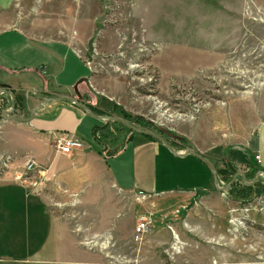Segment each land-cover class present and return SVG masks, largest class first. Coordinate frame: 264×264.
<instances>
[{
  "label": "rangeland",
  "instance_id": "obj_1",
  "mask_svg": "<svg viewBox=\"0 0 264 264\" xmlns=\"http://www.w3.org/2000/svg\"><path fill=\"white\" fill-rule=\"evenodd\" d=\"M16 7L12 17L29 33L73 41L92 65L106 115L140 118L174 141L179 122L206 106L232 103L244 115L243 101L264 107V0H16ZM106 133L116 143L127 135L116 123ZM10 161L0 159V177H11ZM229 183L219 178L220 186ZM243 186L194 197L50 196L52 210L82 234L76 244L103 264H264V183ZM154 201L174 209H155ZM186 204L187 219L176 207ZM142 216L151 224L140 238ZM166 230L173 235H154Z\"/></svg>",
  "mask_w": 264,
  "mask_h": 264
},
{
  "label": "crops",
  "instance_id": "obj_2",
  "mask_svg": "<svg viewBox=\"0 0 264 264\" xmlns=\"http://www.w3.org/2000/svg\"><path fill=\"white\" fill-rule=\"evenodd\" d=\"M19 14L16 0H0V97L12 105L11 91L24 93L27 109L13 112L19 117H29L32 109L39 108L28 122L0 119V159H14L9 162L11 177H0V264H103L92 251L76 244L74 235L82 234L52 210L51 192L65 191L71 196L84 193L83 197L91 193L109 195L114 190L149 197L218 192L213 170L205 161L191 153L178 154L189 148L207 157L215 167L227 159L244 167L240 170L244 173L248 166L264 168V107L253 105L251 99H239L246 103V115L231 103L206 106L194 118L180 121L175 134L171 133L178 145L174 151L156 137L136 131L127 132L116 143L114 138L107 139L109 126L97 131L98 136L105 133L106 141L99 142L94 128L109 120L96 118L60 98L75 96L74 86L85 76L100 92L92 77V65L72 40L29 33L17 17H12ZM83 85L78 87L88 102ZM43 99H47L45 105ZM99 109L107 110L103 98ZM63 135L78 138L82 145L70 154L60 152L56 141ZM125 139L129 140L123 145ZM104 148L110 151L108 157L99 152ZM28 159L34 161L32 170L26 168ZM23 172L25 178L21 177ZM197 203L210 205L205 200ZM154 204L155 209H174L171 201ZM187 204L176 206L187 211L185 219L192 214ZM172 225L176 232L178 224ZM173 231L154 235H173Z\"/></svg>",
  "mask_w": 264,
  "mask_h": 264
},
{
  "label": "water",
  "instance_id": "obj_3",
  "mask_svg": "<svg viewBox=\"0 0 264 264\" xmlns=\"http://www.w3.org/2000/svg\"><path fill=\"white\" fill-rule=\"evenodd\" d=\"M82 83H84L87 86V88L89 89V91L95 96V98H96L95 107L96 108H101L102 94L96 88L93 87V85L91 84L89 76L82 77V78H80L77 81V83L74 86L75 96L64 95V96H62L60 98L61 99H67L68 101L79 105L80 107L84 108L88 113H90L92 116H94L96 118L105 119V120H113V121H117L118 120V121L123 122L125 125L131 127L136 132H141L143 134L152 135V136L156 137L157 139H159L160 141H162L170 150L174 151V148L167 143L166 138L164 136H162L161 134L155 132V131H152V130H149V129L139 128L134 123H132V122H130V121L124 119V118H121L119 116L98 115V114L94 113L91 110V108H90V104L85 102L84 96L82 95V93L79 90L78 86H79V84H82ZM1 92L10 93V91H7V90H2ZM0 95H1V93H0ZM11 96H12L11 108L7 109L6 111H4L3 117L5 119H12V120H16V121H19V122H28V121L32 120L35 117L36 111H37V109L39 107L32 109L31 115L29 117L16 116V115L13 114V112L15 110V100H14V96L12 94H11ZM0 103H1V97H0ZM46 103H47V99H43V105H45ZM175 153H177V152H175ZM189 153H191V154L195 155L196 157L202 159L203 161H205L211 167V169L213 170V173H214V184H215V187H216V189L221 190V191H225V190L229 189L231 187V185L236 181L238 176L242 177V180H243L244 184L251 185V184L255 183L258 180V178H259V176L261 174L264 175L263 171H258L257 174H256L255 179L252 180L251 182H249V181L246 180L244 172L243 171H238L234 175V177L232 178L231 182L227 186H225V187L223 186L222 187V186L219 185V178L217 176L216 167L214 166L212 161H210L207 157H205L204 155L199 154L193 148L187 149L186 152H182V153L178 152L179 155H185V154H189Z\"/></svg>",
  "mask_w": 264,
  "mask_h": 264
},
{
  "label": "trees",
  "instance_id": "obj_4",
  "mask_svg": "<svg viewBox=\"0 0 264 264\" xmlns=\"http://www.w3.org/2000/svg\"><path fill=\"white\" fill-rule=\"evenodd\" d=\"M12 92V94L14 95V100H15V109H17V110H26L27 109V107H26V99H25V95H24V93H21V92H18V91H11ZM4 97L2 96V98H1V103H0V119H2V117H3V113H4V111L6 110V109H8L10 106H11V102H6V101H4ZM90 108H91V110L94 112V113H96V114H104V115H106V112L105 111H103L102 109H99V108H96L95 107V105H93V104H90ZM123 116H124V118L126 119V120H128V121H130V122H132V123H134V124H137L140 128H145V129H148L149 128V125L148 124H146V123H143V122H141V121H143V120H141L140 118H137V119H135V120H133V119H131V117L129 116V115H127L126 113H123ZM110 123H116V124H120L121 126H123V128L127 131V132H130V133H134L135 131L131 128V127H129V126H127V125H125L123 122H121V121H112V120H109L104 126H102V127H95L94 128V136H95V138L99 141V142H101L102 140H104L103 142H105L106 140L104 139L105 138V133H103L102 134V136H98L97 135V131H102V130H105L108 126H109V124ZM159 133L161 134V135H163L165 138H166V132H162L161 130L159 131ZM104 137V138H103ZM150 137H152V138H155V137H153V136H150ZM167 139V138H166ZM129 139H125V141H123V145L128 141ZM167 141H168V144L170 145V146H172V147H177L178 145H177V143L175 142V141H172V140H170V139H167ZM187 146V145H186ZM99 152L100 153H104V156H106V157H108L109 155H110V151H109V149H106V148H104V149H101V150H99ZM223 165H224V167H221V168H218V167H216V170H217V176H218V178H220V177H222V178H224L225 180H227L228 181V183L232 180V178H233V176L239 171V169L237 168L238 166L235 164V163H233V162H231V161H229V160H227V159H223ZM237 168V169H236ZM259 170H262L263 172H264V168L263 167H253V166H248V170L247 171H245V177H246V180L247 181H252V180H254V178H255V176H256V173H257V171H259ZM241 181H242V178H238L232 185H231V187H230V191H234V190H236L237 189V186H243L244 188H248V189H253V188H255V187H261V183H264V179L263 178H259L255 183H253V184H251V185H246V184H244V183H241ZM237 191V190H236Z\"/></svg>",
  "mask_w": 264,
  "mask_h": 264
},
{
  "label": "built area",
  "instance_id": "obj_5",
  "mask_svg": "<svg viewBox=\"0 0 264 264\" xmlns=\"http://www.w3.org/2000/svg\"><path fill=\"white\" fill-rule=\"evenodd\" d=\"M56 145L60 152L65 154H70L76 148L80 147L82 144L78 138L72 135H63L57 138ZM7 159H11V158L8 157ZM256 159L259 160L260 156L257 155ZM33 165H34V161L32 159H28L26 161V168L28 170H32ZM150 224H151L150 220L147 217L142 216L140 218V222L136 226V235H140L141 238V235H144L149 230Z\"/></svg>",
  "mask_w": 264,
  "mask_h": 264
},
{
  "label": "flooded vegetation",
  "instance_id": "obj_6",
  "mask_svg": "<svg viewBox=\"0 0 264 264\" xmlns=\"http://www.w3.org/2000/svg\"><path fill=\"white\" fill-rule=\"evenodd\" d=\"M113 121V120H112Z\"/></svg>",
  "mask_w": 264,
  "mask_h": 264
}]
</instances>
